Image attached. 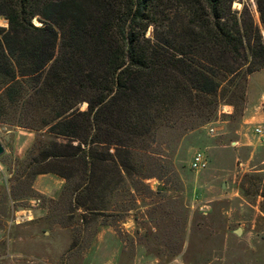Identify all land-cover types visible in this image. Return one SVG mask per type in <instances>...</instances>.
Wrapping results in <instances>:
<instances>
[{
	"label": "trees",
	"instance_id": "16d2710c",
	"mask_svg": "<svg viewBox=\"0 0 264 264\" xmlns=\"http://www.w3.org/2000/svg\"><path fill=\"white\" fill-rule=\"evenodd\" d=\"M253 1L258 21L242 0H0V108H36L34 175L81 171L84 189L129 176L134 149L173 111L209 116L244 92L264 69V0Z\"/></svg>",
	"mask_w": 264,
	"mask_h": 264
},
{
	"label": "rangeland",
	"instance_id": "374dc122",
	"mask_svg": "<svg viewBox=\"0 0 264 264\" xmlns=\"http://www.w3.org/2000/svg\"><path fill=\"white\" fill-rule=\"evenodd\" d=\"M242 2L258 21L254 1ZM262 113L264 69L209 116L176 110L160 121L134 149L131 175L109 171L100 185L95 175L84 189L78 171L42 195L36 108H0V264H264V143L253 135ZM196 152L200 171L190 168Z\"/></svg>",
	"mask_w": 264,
	"mask_h": 264
},
{
	"label": "crops",
	"instance_id": "0c3cea01",
	"mask_svg": "<svg viewBox=\"0 0 264 264\" xmlns=\"http://www.w3.org/2000/svg\"><path fill=\"white\" fill-rule=\"evenodd\" d=\"M261 116L264 119V113ZM38 185L35 187L36 191L42 195H52L58 191L64 184V180L51 175L43 174L38 176Z\"/></svg>",
	"mask_w": 264,
	"mask_h": 264
},
{
	"label": "built area",
	"instance_id": "2783aa9c",
	"mask_svg": "<svg viewBox=\"0 0 264 264\" xmlns=\"http://www.w3.org/2000/svg\"><path fill=\"white\" fill-rule=\"evenodd\" d=\"M213 131V130H211ZM253 135L261 142L264 143V123L257 125L253 129ZM1 143V142H0ZM207 166V162L200 152H196L190 160V168L194 171H200ZM2 167L0 165V172Z\"/></svg>",
	"mask_w": 264,
	"mask_h": 264
},
{
	"label": "water",
	"instance_id": "95a60500",
	"mask_svg": "<svg viewBox=\"0 0 264 264\" xmlns=\"http://www.w3.org/2000/svg\"><path fill=\"white\" fill-rule=\"evenodd\" d=\"M257 17H258V15H257ZM262 34L264 35V33H263V31H262ZM4 153V148H3V146H2V144L0 143V156L2 155ZM225 187V184L223 183L222 185H221V188H224ZM236 234H240V232H239V230H236Z\"/></svg>",
	"mask_w": 264,
	"mask_h": 264
}]
</instances>
